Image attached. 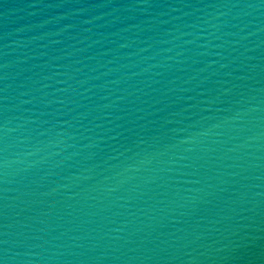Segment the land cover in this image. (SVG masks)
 <instances>
[{"label":"water","instance_id":"1","mask_svg":"<svg viewBox=\"0 0 264 264\" xmlns=\"http://www.w3.org/2000/svg\"><path fill=\"white\" fill-rule=\"evenodd\" d=\"M0 264H264V0H0Z\"/></svg>","mask_w":264,"mask_h":264}]
</instances>
